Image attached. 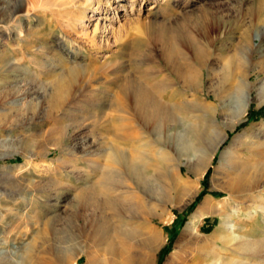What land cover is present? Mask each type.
<instances>
[{"label": "rangeland", "instance_id": "obj_1", "mask_svg": "<svg viewBox=\"0 0 264 264\" xmlns=\"http://www.w3.org/2000/svg\"><path fill=\"white\" fill-rule=\"evenodd\" d=\"M12 1L14 7L16 0ZM56 1L25 8L20 24L26 33L30 28L37 30L31 40L40 46L39 39L45 36L43 24L48 20L54 34L45 36V52L52 56L57 76H67L72 69L73 75L57 81L59 76L46 73L49 68L44 64L36 70L26 66L25 71L32 72L30 78L38 79L36 92L41 91L46 100L33 103L30 95L16 104L0 100V264H91L90 256L101 254L110 264H126L124 257L104 251L105 245L93 233V224H101L103 215L111 212L103 206L95 210L85 196L95 192L102 201L106 196L119 197V204L128 207L126 191L134 189L132 181L122 174L116 180L101 178L110 167L119 170L110 155L126 146L121 125L128 121L131 134L141 139L138 145L145 143L144 121L134 118V107L119 100L128 78L166 82L173 98L192 99L201 111L183 116L169 132L164 128L161 138L150 136L154 147L141 148L143 153L155 152L156 161L167 169L156 188L159 196L167 193L170 202L151 203L146 212L155 213L152 221L146 220V212L125 218V228L134 233L127 255L137 258L143 254L142 241L155 233L162 240L155 264L171 259V264H191L194 252L178 246L186 248L182 234L207 198L223 204L229 223L236 225L233 237L264 241V212L259 210L254 219L247 214L254 215L252 206L261 204L256 199L261 194L259 190L235 189L230 164L232 155L241 152L245 154L241 162L264 165V103L259 105L264 101V0H93L88 5L77 0L83 7H68L71 10L54 7ZM4 7L6 1L0 0V21L7 20V13H1ZM5 27L0 24V32ZM37 34H42L39 39ZM2 35L0 53L12 42L21 60L24 51L17 40ZM241 48H246L244 57L239 56ZM197 56L212 73L205 70L201 78L195 66L176 72L175 66L194 64ZM251 85L254 102L241 119L240 102ZM224 132L227 139L204 172V158ZM204 133L207 140L202 139ZM77 139L86 142L78 144L82 140ZM84 145H96V152L88 155ZM148 162L150 165L149 160L141 161L146 167ZM196 174H200L198 179ZM112 220L118 223L122 219ZM220 222L218 216L207 217L200 234L211 238ZM236 243L219 257V264H264V260L240 258ZM53 246L61 251L53 253Z\"/></svg>", "mask_w": 264, "mask_h": 264}, {"label": "bare ground", "instance_id": "obj_2", "mask_svg": "<svg viewBox=\"0 0 264 264\" xmlns=\"http://www.w3.org/2000/svg\"><path fill=\"white\" fill-rule=\"evenodd\" d=\"M5 1L7 4V7H4L3 9H1V13H4V12L7 13V14L5 13L7 20L0 21V24H5L6 27L0 33L1 34L3 33L2 36L7 35V36L13 37L15 40H17L16 41V42H18L17 46H19L24 51L23 52L24 57L22 56V59L18 60L17 57L19 56L18 55L19 50L17 51V48L15 45H11V44H13L12 42L10 45H8V48L3 51L4 53H0V96H1L0 100L3 103L6 102V104H16V103L24 102L25 100L28 99V97H29L28 95H30V98H31L30 101L31 102H33V103L34 102H38V103L42 102L43 103V101L46 100L47 96L40 95V93H42L41 91H39L40 93L36 92L35 87H37V86H35L34 82L37 81L38 79L35 80L34 77L30 78L28 73L32 74V72H28V71L26 72L25 70H27V69H25V68H27L26 66H28V68L30 67L29 69H31L33 67L36 70L37 67L39 68L44 64V65H46L47 68H49V70L45 69V70H48V72H46V73H48V74L52 73V74L56 75V72L58 69L55 67V64L53 65V63L50 62V59L52 56H49L48 52L47 53L45 52V50L47 49L46 48L47 47V45H46L47 39L45 38V36L48 38L49 35L54 34L53 28L51 27L52 24H50V22L48 20H46L44 22V24H43L44 29L43 30H44L45 36H44V38L41 37L39 39V35H42L43 33L39 34V35L37 34L39 41L42 43V45L37 46L38 44H35V42L31 40V39H33L32 37L36 34L35 31H37V30L34 31L32 28H30L31 31L26 30V31H29L26 33L24 31L25 28L23 29V27L21 26L20 23H21L23 17L25 18V16H23V11L25 10V8L29 9V7H36L38 4H40L42 2H50L51 0H26V2H25V0H16V2L14 3V7H11V5L13 4L12 0H5ZM83 1H85L88 5V3H90V1H93V0H83ZM82 5H84V4H82ZM82 5L80 6V2H78L77 0L76 1L75 0H57L54 7L57 6V8L58 7H62V8L64 7L65 9H68V7H75V8L80 7L81 8V7H83ZM72 9H74V8H72ZM68 10H71V9H68ZM67 13H68V11H67ZM81 15L82 14H80V16ZM72 23H73V21H72ZM255 37L261 38V35L257 34ZM248 38L249 37H247L244 40L245 44H246V42H248V40H247ZM8 40H9V38H8ZM66 41H67V39H66ZM242 45H244V44H242ZM246 48H248V47H246ZM245 49L241 48V50H238L239 56H242V57L245 56V54H246ZM22 50H20V51H22ZM21 55H22V53H21ZM197 57H198V60H196V63H194V64H191V63H184V64L181 63L180 65L176 64L177 65V66H175L176 72L181 73V72L185 71L187 68L192 69V67L195 66V67H198V70L201 73L200 74L201 78H204V71L205 70H207L208 73H212L213 71L210 72V70L212 68L210 69V67L207 64H205L204 62L202 63L200 61V56H197ZM201 58H202V56H201ZM188 60H190V59L188 58ZM56 63H57V61H56ZM70 63L72 64L73 61H70ZM57 64H56V66H57ZM87 68H89V67H87ZM79 69H83L82 66ZM60 70H62V69H60ZM65 70H67V69H65ZM72 70H69V72L67 71L68 72V73H66V74H68L67 76L65 75L64 77H62L60 75L61 76L60 77L58 75L59 79H57V77H58L57 75H56L57 77L54 76L55 81H56V79H57V81H59V80L65 81L67 77L70 78L73 75ZM62 71H60V72H62ZM75 71H77V70H75ZM35 72H33V74ZM64 72H66V71H64ZM83 72H84V70H83ZM48 74H47V76H48ZM60 74H62V73H60ZM34 75H31V76H34ZM36 76H37V73H36ZM148 77H150V76H148ZM25 78L28 79V81ZM128 79L129 80H128V82L126 80L127 83L125 85H124V82L122 84V85H124V87L122 86V88H123V90L121 92L122 96L119 100L125 106L127 104H129L131 107H134V109H135L134 114H133L134 118L142 119L144 121V124H143L144 125L143 126L144 132H143V134L145 135L144 136L145 143L142 144L143 146L138 145V143H140L139 141L141 139L139 140V139H137L138 137L136 138L131 134L132 124H131V126H130V124H127L128 121L126 119L125 120V122L127 121L126 124L121 125L120 130H119L120 132H123V134H124L123 136H121V139H123V142H124V140L127 141L126 146L124 147V145H123V148L118 147L115 150V153L112 154L113 156L110 155V157H112L113 164L118 166L117 168H119V170L116 171V170H113L114 167L112 169H110L111 168L110 167L109 170H107V172L105 171L106 173H104L101 177L102 179L105 178L109 181L115 177H119V176L121 177V174H122V175L127 176L128 179L132 181V184L134 185V189L132 191H129V190L126 191V193H127L126 196L128 197L127 198L128 199V203H127L128 207H126L123 204L122 205L119 204V197L113 198L110 196H106V198H104V201H102L101 198L98 196V194H96L95 192L88 193L85 196V202L90 204L92 207H94L95 210L97 209V207H98V209L101 210V207L103 206L104 211H110L111 212V213H109L110 215L107 214L106 216L102 214L104 216V222H102L101 224H98L95 222L92 226L93 227V233L95 234V238L98 237L100 239V242L102 241L103 244L105 245L106 250H104V251H107V253H110L112 256H115V257L116 256L124 257V261L126 262V264H155V256H156L157 251H159V248H160L161 243H162L161 237L155 233L154 234L151 233L152 234L151 236H148V237L146 236L147 238H145L142 241L141 245H142L143 249L145 250L143 254H140L137 258H133L131 256H128L126 253L127 250H129L131 247V246H129V244L131 245V243H128V241L131 239V237H133L134 233H129L127 231L128 228L127 229L125 228V226H126L125 221L127 220V219L125 220V218L133 219V218L137 217L138 212L145 213L147 211V209L149 207H151L150 206L151 203H156V204L159 203V204L167 205V203L170 202L167 193L166 194L161 193L159 196V193L157 192L158 188H156V182L157 183L160 182V181H158L160 176H163V178H164V176H167V174H168L167 169L165 167H163L162 165H160V163H158V161H156L157 157H156V154L154 155L155 152H153V154H152V152L150 153L147 150H145V152L146 151L147 152L143 153L142 152L143 150L141 151V148L142 147H145V148L154 147L152 142H150L151 141L150 136H154L156 139L161 138V134H162V131L164 128L169 132L170 130H172L174 128V126L176 124L180 123L183 116H185V117L193 116V115H195V113H197L201 110H200V106L198 104L193 103L192 99H189V100L188 99L187 100L182 99L181 100V98H180V100H176L175 98H173L172 95L168 93V87H167L168 84L166 82H165L166 83V85H165V83L162 84L163 81L160 83L159 81H155V80L148 83V82H146V80H147L146 78H145L146 80L143 82L135 81L133 79L130 80L131 78H128ZM39 80H40V77H39ZM52 82L55 83L54 80ZM38 83H40V82H38ZM187 83H189V81ZM38 85H40V84H38ZM40 87H41V85H40ZM120 87H119V90H120ZM246 88H247V90L244 91L245 97L242 98L241 102H240L239 116L241 119L244 118L248 114L249 108L251 107V105L254 102V99L252 97L253 96L252 95V93H253L252 85L247 86ZM187 90L190 91L192 89H190L188 87ZM5 91L7 93H5ZM196 92H199V90H197ZM246 97H247V99H246ZM182 98H184V97H182ZM263 103H264V101H261V102H259V105L261 106ZM122 106L123 105H121V107ZM127 110L128 109H126V111ZM132 110H133V108H132ZM129 113H131V111H129ZM129 113H128V115H129ZM123 115H125V114H123ZM125 117L126 116H124V118ZM117 120H119V119H117ZM131 120H133V119L131 118ZM233 129H234V127H233ZM109 132H110V130H109ZM206 133L209 134L208 132H206ZM206 133L201 135L203 140H207L209 138V136ZM226 139H227V133L224 132L222 140L219 143H217L216 145H213L212 148H210L209 153L205 156L204 161H203L202 167H203L204 172L207 171L208 167L211 165V163H212L213 159L215 158L217 152L219 151L220 147L222 146V144L225 142ZM77 140L78 141L82 140L81 143L77 142L78 144H82V142H86V139L85 140L84 139H77ZM95 144L98 145V142L96 143V141H95ZM85 145L83 148H84L85 152H87L88 155L96 152V149H95L96 145H93V146L90 145V147L85 146ZM75 146H76V142H75ZM91 147L93 150L90 149ZM99 149H101V148H99V146H98L97 151H99ZM152 149H151V151H153ZM97 153H99V152H97ZM100 154H102V153H100ZM242 155H245V154H241V152L239 154L235 153L234 155H232V158L230 159L231 172L233 175V187L237 190H240L243 188L244 189L248 188V189H250V191L259 190V194H261V198H259L260 196L259 197L256 196V199H258V200L260 199L259 202L261 204H255V203L253 204L252 209H254V215L247 213L248 215H250L252 217V219H254L253 217L259 213V210L264 212V202H263L264 201V197H263L264 196L263 195L264 185H262L264 182V165L262 164L263 166L261 165L262 167L261 166L259 167V165H253L251 163L246 164L244 162H241L240 158L242 157ZM94 156H99V154L98 155L96 154ZM142 160H144V162L149 160L151 162V164L149 165V162H148V165H149L148 167L143 166V164L141 163ZM146 164L144 163V165H146ZM199 176H200V174L195 175V177L197 179ZM115 180H116V178H115ZM102 181H106V180L103 179ZM177 183L182 187L184 186L183 184H181L180 180H178ZM16 184L14 182V185H16ZM102 184L103 183L98 182L97 186H102ZM157 185H159V184H157ZM93 187H94V185H93ZM111 187H113V186H110V188ZM14 188H16V187H14ZM103 188H105V186H103ZM184 188H186V186ZM111 189H113V188H111ZM47 191H48V189H47ZM111 191H113V190H111ZM229 192L231 193V191H229ZM122 195H125V194H122ZM58 199H61V198H58ZM256 199H255V201H256ZM223 203H226V201ZM222 205L223 204L221 202H217L215 199H209V198L205 199L203 201V203L200 205V207L198 208L195 215L193 216L192 220L189 222L186 230L182 234L181 241H184L183 243L186 242V248H183L184 244L183 245L180 244L178 247L180 249H183L184 251L194 252V254H195V256L193 254L194 260H192L191 264H219V257L222 256L224 253H227L229 251V248L232 245H234V243H236V242H237L236 243L237 246H236L235 250H238L240 252V254H239L240 258H242V259L243 258L244 259L249 258L250 260H253L256 262H259V261L261 262L262 260H264V241L250 240V239H248L250 241H246V240L242 239L243 238L242 236L233 237V231H234L236 225L229 223L228 216L226 213L227 211H226V209L222 208ZM149 210H151V209H149ZM146 213H147V219L146 220L152 221V219L156 218L154 212L148 211ZM210 216L220 217L221 222H220V225L217 227L215 233L211 236V238H204L200 234L199 228H200L202 222L204 221V219H206L207 217H210ZM113 218H121L122 220H120L118 223H116L112 220ZM93 219H95V218H93ZM147 235H148V233H147ZM57 247L58 246H53V248L51 249L53 253H59L61 251L60 248H57ZM58 249H59V252H58ZM53 253H51V254H53ZM62 254L63 253H61V255ZM62 256L64 257V255H62ZM100 256H97V255L93 256V257L90 256V263L91 264H110L109 262H106L104 260V258L102 259ZM171 260H168L166 264H171ZM237 264H244V263L242 261H240Z\"/></svg>", "mask_w": 264, "mask_h": 264}]
</instances>
